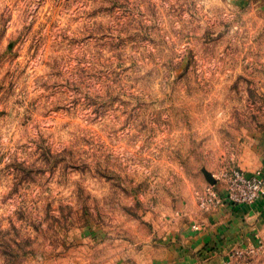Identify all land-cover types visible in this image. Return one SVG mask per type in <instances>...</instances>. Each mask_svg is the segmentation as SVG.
<instances>
[{"label":"rangeland","instance_id":"obj_1","mask_svg":"<svg viewBox=\"0 0 264 264\" xmlns=\"http://www.w3.org/2000/svg\"><path fill=\"white\" fill-rule=\"evenodd\" d=\"M263 140L264 0H0V264H173Z\"/></svg>","mask_w":264,"mask_h":264},{"label":"crops","instance_id":"obj_2","mask_svg":"<svg viewBox=\"0 0 264 264\" xmlns=\"http://www.w3.org/2000/svg\"><path fill=\"white\" fill-rule=\"evenodd\" d=\"M262 148L264 151V140L262 141ZM204 222H208L205 231L197 232L191 237L194 244H184L183 248H176L174 251L176 260L173 264H209L205 263L199 256L201 249L206 247L207 255H216L225 259V256L234 248L244 246L248 242L247 224L254 221L258 227L264 224V199L252 207H243L235 210L223 209L222 211H215L202 214ZM213 225V226H212ZM185 234L183 239L191 236V232L183 231ZM185 243V242H184ZM193 249L192 252L188 251ZM196 248V249H194ZM211 264H216L211 262Z\"/></svg>","mask_w":264,"mask_h":264},{"label":"built area","instance_id":"obj_3","mask_svg":"<svg viewBox=\"0 0 264 264\" xmlns=\"http://www.w3.org/2000/svg\"><path fill=\"white\" fill-rule=\"evenodd\" d=\"M227 181L230 187L229 198L237 204L253 202L261 192L262 181L260 179H250L240 171H234L228 175ZM209 194L211 196L209 204H218L222 201L218 198L216 191H211Z\"/></svg>","mask_w":264,"mask_h":264}]
</instances>
